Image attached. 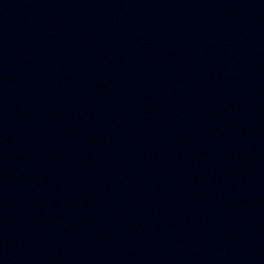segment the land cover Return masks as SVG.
Returning a JSON list of instances; mask_svg holds the SVG:
<instances>
[{
	"label": "water",
	"instance_id": "1",
	"mask_svg": "<svg viewBox=\"0 0 264 264\" xmlns=\"http://www.w3.org/2000/svg\"><path fill=\"white\" fill-rule=\"evenodd\" d=\"M0 264H264V0H0Z\"/></svg>",
	"mask_w": 264,
	"mask_h": 264
}]
</instances>
